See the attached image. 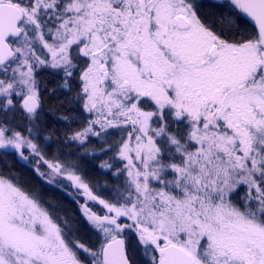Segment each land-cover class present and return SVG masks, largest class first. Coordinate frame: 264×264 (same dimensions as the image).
<instances>
[{
  "label": "snow or ice",
  "instance_id": "6c2138e0",
  "mask_svg": "<svg viewBox=\"0 0 264 264\" xmlns=\"http://www.w3.org/2000/svg\"><path fill=\"white\" fill-rule=\"evenodd\" d=\"M9 159L0 264H264V0H0Z\"/></svg>",
  "mask_w": 264,
  "mask_h": 264
},
{
  "label": "trees",
  "instance_id": "16d2710c",
  "mask_svg": "<svg viewBox=\"0 0 264 264\" xmlns=\"http://www.w3.org/2000/svg\"><path fill=\"white\" fill-rule=\"evenodd\" d=\"M52 150H56V145H53ZM107 159V157H101V160ZM100 162L101 161L99 160L93 162L95 166L90 168L89 176L98 183V187L103 191L104 186L112 187L115 183H117V179L115 176L109 174L108 170L100 169L98 167ZM7 168H11L12 174L22 181L25 186L41 189L45 193L46 197L61 203L66 211L75 212L79 215L77 205L72 203V197L66 196L60 189L44 184V182L32 172L30 166L25 164L23 161H13L12 159H9L7 161V167L0 164V171H7ZM69 191H71V189H69ZM94 210L101 211L96 207Z\"/></svg>",
  "mask_w": 264,
  "mask_h": 264
},
{
  "label": "rangeland",
  "instance_id": "374dc122",
  "mask_svg": "<svg viewBox=\"0 0 264 264\" xmlns=\"http://www.w3.org/2000/svg\"><path fill=\"white\" fill-rule=\"evenodd\" d=\"M105 187L106 186L103 187V191H104ZM108 188H111V187H108ZM99 190H101V192H103L101 188H99ZM96 208L102 210V206L97 205Z\"/></svg>",
  "mask_w": 264,
  "mask_h": 264
}]
</instances>
